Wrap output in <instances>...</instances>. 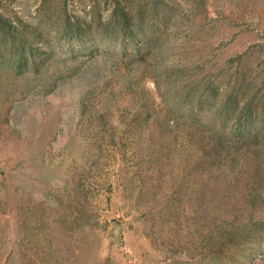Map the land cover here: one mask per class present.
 Here are the masks:
<instances>
[{
    "label": "rangeland",
    "instance_id": "rangeland-1",
    "mask_svg": "<svg viewBox=\"0 0 264 264\" xmlns=\"http://www.w3.org/2000/svg\"><path fill=\"white\" fill-rule=\"evenodd\" d=\"M3 21L0 264H264V0H0Z\"/></svg>",
    "mask_w": 264,
    "mask_h": 264
},
{
    "label": "trees",
    "instance_id": "trees-1",
    "mask_svg": "<svg viewBox=\"0 0 264 264\" xmlns=\"http://www.w3.org/2000/svg\"><path fill=\"white\" fill-rule=\"evenodd\" d=\"M118 20H119V22L121 23V24H127L128 22H129V17H128V15L126 14V13H122L121 14V12H120V14H119V17H118ZM0 27H1V29H2V31L4 32V33H6V32H9V33H11L12 34V32L14 33V28H13V26L12 25H10V24H7L6 22H1V24H0ZM77 34V35H79L80 33H81V30L78 28V29H76L75 31H73V28H72V26H71V23L70 22H68L65 26H64V29H63V34L64 35H68V34ZM27 40H25V39H22V38H20V36H19V38L18 37H16V34H14L13 35V40H12V46L13 47H16L17 48V50H19L20 52H25V48H26V46H27Z\"/></svg>",
    "mask_w": 264,
    "mask_h": 264
}]
</instances>
